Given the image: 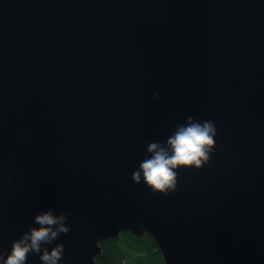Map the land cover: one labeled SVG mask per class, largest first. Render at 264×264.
Listing matches in <instances>:
<instances>
[{
	"label": "water",
	"instance_id": "obj_1",
	"mask_svg": "<svg viewBox=\"0 0 264 264\" xmlns=\"http://www.w3.org/2000/svg\"><path fill=\"white\" fill-rule=\"evenodd\" d=\"M188 116L216 125L210 163L136 184ZM49 207L67 264L122 231L165 264H264V0H0V252Z\"/></svg>",
	"mask_w": 264,
	"mask_h": 264
},
{
	"label": "clouds",
	"instance_id": "obj_2",
	"mask_svg": "<svg viewBox=\"0 0 264 264\" xmlns=\"http://www.w3.org/2000/svg\"><path fill=\"white\" fill-rule=\"evenodd\" d=\"M161 93L156 91L152 99L158 100ZM218 135L214 122H200L193 116L187 122L177 126L166 142H150L146 151L151 155L143 159L132 173L136 184H145L153 193L167 196L175 193L179 184L178 169H201L211 161ZM69 216L64 211L49 207L39 211L29 230L12 242L11 251L5 256L0 252V264H28L29 255H38L41 264H67L63 259L65 245H48L56 241L61 234L70 231L67 223Z\"/></svg>",
	"mask_w": 264,
	"mask_h": 264
},
{
	"label": "trees",
	"instance_id": "obj_3",
	"mask_svg": "<svg viewBox=\"0 0 264 264\" xmlns=\"http://www.w3.org/2000/svg\"><path fill=\"white\" fill-rule=\"evenodd\" d=\"M100 244L98 264H165L155 240L148 234L136 236L122 231L117 237L102 239Z\"/></svg>",
	"mask_w": 264,
	"mask_h": 264
}]
</instances>
